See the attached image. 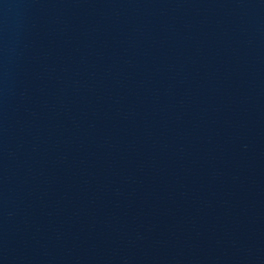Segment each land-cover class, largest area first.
Here are the masks:
<instances>
[{"label":"water","instance_id":"1","mask_svg":"<svg viewBox=\"0 0 264 264\" xmlns=\"http://www.w3.org/2000/svg\"><path fill=\"white\" fill-rule=\"evenodd\" d=\"M0 264H264V65L158 0H0Z\"/></svg>","mask_w":264,"mask_h":264}]
</instances>
